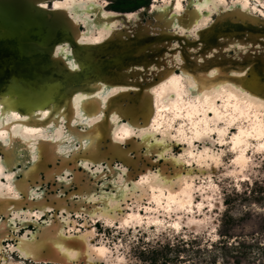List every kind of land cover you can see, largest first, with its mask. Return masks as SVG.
<instances>
[{
	"label": "flooded vegetation",
	"instance_id": "obj_1",
	"mask_svg": "<svg viewBox=\"0 0 264 264\" xmlns=\"http://www.w3.org/2000/svg\"><path fill=\"white\" fill-rule=\"evenodd\" d=\"M53 7L72 17L81 37L91 40L85 43L127 39L144 29L151 38H159L163 28L170 38L164 57L170 72L159 76L153 64L145 79L136 78L143 87L150 84L151 109L144 114L135 112L139 99L135 67L123 72L124 84H101L91 96L86 94V101L103 105H95L92 111L93 102L88 105L97 117L84 125L92 126L101 115L117 118L101 125L102 131L92 132L95 141L87 147V139L71 133L87 135L86 128L72 130L62 123L49 129L21 126L18 113H0V208L4 206L0 209V264H122L126 252L111 237L117 235L114 239L121 241L124 234L144 244L150 236L157 243L166 237L168 242L160 247L164 263L172 261L171 254L183 260L188 251L198 252V232L208 242L216 237L210 220L212 208L220 204L216 180L224 176L238 183L256 160L248 151L264 154V94L244 92L237 83V78L252 81V75H261L264 81V46L232 41L218 50L222 41L204 42L198 32L218 20L238 22L237 17L264 22V0H70L67 4L62 0ZM76 8L80 14L75 16ZM174 49L178 52L172 57L169 53ZM181 49L188 54L190 72H185L189 76L180 69L184 65ZM258 58L261 69L253 63ZM191 70L203 75L202 82L210 87L198 89L200 80L193 78ZM223 87H230L228 94L241 99L226 107L229 111L224 108L229 95L223 101L216 96ZM123 89L128 94L119 99L118 91ZM202 97L205 104L200 110L181 112L180 101L186 104L195 98L197 104ZM116 98V105L106 109L104 103ZM81 101H73L72 122L83 123ZM46 115L43 112L38 118ZM124 117L128 121L119 120ZM103 134H110V140H103ZM244 142L248 144L245 170L234 163L232 151ZM225 146L233 158L222 168L219 151ZM52 156L53 162H48ZM7 177H11L9 184ZM110 241L116 244L111 247ZM59 246L78 252L86 246L105 254L89 259L82 254L74 260L71 252L61 254ZM56 251L59 257L54 256ZM32 253L38 259L50 254L58 262L36 263Z\"/></svg>",
	"mask_w": 264,
	"mask_h": 264
},
{
	"label": "water",
	"instance_id": "obj_2",
	"mask_svg": "<svg viewBox=\"0 0 264 264\" xmlns=\"http://www.w3.org/2000/svg\"><path fill=\"white\" fill-rule=\"evenodd\" d=\"M60 1L62 0H0V113H18L21 126H43L44 129H49L57 128L62 123L72 130L77 127L86 128L87 135L71 133L77 139H87V147L95 141L92 132L100 130V126H104L108 120L117 118L101 115L92 126L84 125L86 121L97 117L88 110V105L93 102L91 111L95 105L98 108L100 104L103 105V102L96 100L86 101L85 95L91 96L101 84H124L123 72L135 67V81L138 83L135 86L139 88L135 89V95L139 98L135 112L147 113L151 109L148 92L150 84L143 87L136 78L142 76L145 79L144 73H148L153 64H156L154 67H157L159 76L164 77L170 72H167L164 58L168 51L166 42L169 43L170 38L163 28L159 32V38H151L148 30L144 29L135 31L134 37L127 35V39L116 37L98 43H85L72 17L63 9L53 7V3ZM89 10L90 7L87 11ZM72 14L79 15L80 10L76 8ZM237 19L238 22L218 20L210 28L199 31L198 36L204 42L207 39L217 44L222 41V44L216 46L218 50L232 41H239L242 46H246V41L253 46H264V22L249 17ZM177 52L174 49L169 55L173 57ZM179 55L184 63L180 66L181 72L188 75V54L181 49ZM261 62L260 58L253 61L258 69L263 65ZM192 66L195 70L198 69L197 66ZM191 74L195 80L201 81L197 85L198 89L210 87L202 82L203 75L197 71H192ZM152 75L151 73L150 76ZM251 77L252 81L244 83L238 82L237 78L240 85L238 88L252 94H264L261 75ZM106 89L103 93L107 92ZM118 93L119 99H123L128 91L123 89ZM81 98L83 123H78L75 119L72 122L73 101ZM116 102L117 98L104 105L107 109L115 106ZM43 112H47V118H38ZM142 119L144 122L146 118L142 116ZM119 120L128 121L125 117ZM109 135L103 134L102 139L110 140ZM77 144L81 148V144ZM52 157L48 158V162H53L55 156ZM0 209H4V206ZM56 253L54 256L59 257V252ZM31 255V260L36 263L58 262L50 254L45 256L46 259H38L34 253Z\"/></svg>",
	"mask_w": 264,
	"mask_h": 264
},
{
	"label": "rangeland",
	"instance_id": "obj_3",
	"mask_svg": "<svg viewBox=\"0 0 264 264\" xmlns=\"http://www.w3.org/2000/svg\"><path fill=\"white\" fill-rule=\"evenodd\" d=\"M259 138L258 136L256 139ZM263 146L264 143L262 148ZM247 149V142L232 149L236 153L234 163L243 170L248 162ZM219 153H223L220 166L224 168V164L233 157L226 146L221 148ZM248 153L253 154L256 159L246 169L248 175L238 178V183L224 176L216 180L218 185L216 199L218 198L220 204L212 208L210 213L216 235L213 242H208L206 235L198 232L199 236L195 237L197 239L195 243L200 249L198 252L188 251L183 255V260H175L171 254L172 261L164 263L165 253L161 252L160 247L168 242L166 237L162 236L157 243L158 241L150 236L149 242L144 244L145 241L133 242L132 234L121 235V241L115 240L117 236L115 235L111 237L112 242L118 241L120 251L126 252L122 264H264V154L253 153L252 150ZM249 162L253 161L250 159ZM182 206L190 210L189 205ZM112 242L111 247L116 244ZM153 249L157 251L152 252Z\"/></svg>",
	"mask_w": 264,
	"mask_h": 264
},
{
	"label": "bare ground",
	"instance_id": "obj_4",
	"mask_svg": "<svg viewBox=\"0 0 264 264\" xmlns=\"http://www.w3.org/2000/svg\"><path fill=\"white\" fill-rule=\"evenodd\" d=\"M66 1V4L68 3V1H70V0H65ZM190 25H192V24H190ZM199 26H201L200 24H198ZM190 31H191V28H190ZM100 35V34H99ZM100 37V36H99ZM83 39V42H85V41H87V42H89V41H91V40H87V39H84V38H82ZM58 52V51H57ZM177 81V80H176ZM181 85V84H180ZM230 87H223L222 89H220L219 91H218V94L216 95L219 99H221V101H223V97H224V95L225 94H228V92L230 91L231 92V88L229 89ZM179 92V91H178ZM187 92V95H188V91H186ZM211 93V92H210ZM110 94V93H109ZM229 95V98L230 99H228V100H226V102H224V104H225V111H227V109L229 108V107H231V103L233 104V103H238L241 99H240V97H238V96H236L235 94H233L234 96L232 97L231 96V94H228ZM184 99V98H183ZM233 99V102H231V100ZM185 100V99H184ZM188 100V99H187ZM201 102V103H200ZM214 102V101H213ZM178 103V102H177ZM180 103V105L179 106H181V110H189L190 108H195V107H197V108H199L198 110H200L201 109V107H203L202 105H204L205 104V99H204V97H202V98H200L199 99V102L196 104V101H195V98H191V99H189V103H186L185 104V106H183V102H179ZM211 103V102H210ZM230 103V104H229ZM252 106V105H251ZM226 107H228V108H226ZM247 108V107H246ZM229 110V109H228ZM248 111V110H247ZM200 112V111H199ZM246 112V111H245ZM2 119V118H1ZM261 129V128H260ZM256 132V131H255ZM261 132H263L264 133V130H262ZM262 133V134H263ZM30 134V133H29ZM262 134H260L259 133V135H262ZM263 136V135H262ZM262 136H260V137H262ZM10 178L11 177H7V181H8V184H9V180H10ZM162 192V191H161ZM91 216L93 217V216H95L94 215V213H92L91 212ZM18 216V215H17ZM61 231V230H60ZM59 231V232H60ZM1 248V247H0ZM58 249H59V251H60V253L61 254H64V253H69V252H71V253H73L74 254V260H76L77 258H76V256H78V255H85L86 254V256H87V259H89V257H91L92 255H94V254H96L98 257L99 256H101L102 254H105V250H102L103 252H101V251H97V250H93V251H91V250H87V248H86V246H83V251L82 252H78V251H73V250H65L64 248H62L61 246H59L58 247ZM94 249V248H93ZM96 253H95V252ZM76 254V255H75ZM21 256H22V253H21ZM24 257V256H23ZM4 261H5V259H4Z\"/></svg>",
	"mask_w": 264,
	"mask_h": 264
}]
</instances>
